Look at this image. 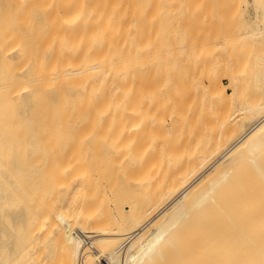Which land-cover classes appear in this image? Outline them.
<instances>
[{
	"label": "bare ground",
	"instance_id": "1",
	"mask_svg": "<svg viewBox=\"0 0 264 264\" xmlns=\"http://www.w3.org/2000/svg\"><path fill=\"white\" fill-rule=\"evenodd\" d=\"M24 1L26 3L30 2V0ZM72 1L76 0H63V3L67 5L62 4L63 7H59L67 10L68 14L66 13V15H64V11L59 12L64 17L67 15L72 16L75 12L72 9H75L76 6L80 9L83 6L77 5L76 2L71 4ZM100 1L103 3L102 8L100 3L92 4L94 6L100 5V10L105 7L109 12L107 15L105 14L107 18H104L102 12L100 14L103 17L99 14V19L98 17L97 19L102 21L103 25L105 23V27L111 29L107 30L106 27L103 34L101 31L105 28L103 26L100 28V32L105 35L107 31L112 33V30H120L118 25H120L119 21L122 15L120 16L118 10L124 1ZM41 2L43 1L41 0ZM93 2L97 1L93 0ZM242 2L245 4L243 11L248 25L245 35L255 40L258 38L264 40V0H242ZM22 3L24 5V2ZM128 4L131 6L133 2ZM42 6L44 5L42 4ZM54 9L56 10V8ZM94 9L91 12L95 14L94 18L96 19L97 13L100 11L95 13L96 10ZM82 10L79 11L80 13L77 11L76 14H83ZM71 11L72 15H70ZM7 13L9 12L7 11ZM92 13L90 19H93V17L91 18ZM80 16H74L78 19L72 16L73 21L77 20L79 24L82 23V21L80 22L82 20ZM90 19L87 20L90 22ZM97 19L96 21H98ZM122 19L124 18L122 17ZM85 23L87 25V21ZM97 24L95 25L94 22V26H97ZM64 27L67 28V26ZM69 29L72 32L73 28ZM118 30L116 34L110 33L109 35H117L121 38L118 35L121 32H118ZM82 35L85 36L83 32ZM119 37L112 41L111 39L108 40L106 36L104 38L107 40H103L104 38L101 36V40H103L100 41L103 43L102 47H98V44L95 45L99 48V51L96 47H92L94 50L91 51L92 53L95 52L96 56L98 52L102 54V57H99L101 60L97 58L98 61L93 63L94 59H87L90 58L87 55L86 59L92 60V64H90L91 62L88 64L89 61L87 62L82 57L83 61H81L85 63L82 64L79 61L78 64L76 63L77 65H73L71 60L77 55L74 54L73 57L68 55V58L71 59L68 60L71 61L69 67H66L68 62H64L67 64L66 66L64 63L62 64L65 67L62 65H60L61 68L55 66L54 71H52L53 68H51L52 70L49 68L48 70L44 69L45 72L36 71L34 78L30 80L32 85H26V82L25 84H16L22 78L34 75H31L33 71L30 68L31 73L25 69L16 71L15 68H11L16 72L10 70V73H12L8 75L7 96L18 104L20 116L27 118L31 115L28 101L30 97H34L33 94H37L36 91L38 94L41 93L39 95L46 98V100L53 99L54 96L58 97L61 106H66L67 109H72L73 103L74 108L72 110L75 113L72 116L75 117H72V119L70 117L71 120L69 121H72V123L66 121V124L68 123V127L72 125L70 131L74 129L78 135L75 134L76 132H73L75 136L72 133L74 139L72 138L71 143L69 140L61 138L66 142L62 140L63 143L60 142L59 146L67 143L66 146L73 150L74 148L71 149V147L74 143L73 146L81 145L82 147L84 145V148H82L85 150V146L87 148L90 145L87 151L89 153L93 151L96 154L100 151L99 156L97 154L100 160L97 159V156L95 160L100 162L102 160L103 164H101L102 168L100 167L99 172L97 170L92 173L88 167L90 172H83V174L80 169L74 172L75 169L77 170L78 165L77 167L73 165L74 168H72L71 161L69 162L63 157L64 161L61 162L60 160V162L65 163L67 161L69 162L67 165L65 163L62 167L61 163V165L55 163L60 171L62 169V175L60 174L56 178V174H50L54 177L56 175V180L53 176L51 178L55 181L49 179L50 182L31 183L30 187L36 188V192L32 189L34 192L33 197L25 199L23 196L20 199L12 196L6 200L3 198L0 200V223L3 218H9L11 220L10 228L26 230L32 236H35V244H38L41 250L54 251V254L50 253L48 257L54 255L59 259L58 264H61L62 252L66 249L63 244H70L74 241L69 239L68 235L70 233L67 232L68 229L74 227H84L80 241L82 243V254L76 264H264V100L255 99L252 103L247 104L251 120L247 124L241 122L235 132L232 129V124L228 122H224L222 129L219 131H214L210 123V125L199 126L201 128L193 130L192 136H189V133H183L187 121H185L184 111H179L177 108L178 105L201 99L199 103L202 104L201 107L204 109V116L212 115V107L216 102L227 103L230 99V94L226 89L232 83L231 75L226 74L229 84L224 85L220 80H217L216 73L207 72L206 86H201L203 83L198 81L194 88L188 87L193 82H190L189 79L185 80L187 79L184 76L186 73L184 74L182 69L168 68L165 71L158 72L151 69L153 62L151 52L155 49L153 45L156 41L161 44L162 38L156 39L154 43L150 38L151 42L148 44L145 43L132 49H125L124 43L122 44L118 39ZM0 40L2 42H0V56L3 58V60H0L10 59L13 62L14 59H17L15 54H19L18 50L21 48L16 44L14 46L11 44L12 47H8V38L2 37ZM81 40L83 43L86 42H84L85 38ZM4 41L6 45L3 44ZM2 44L7 47H2ZM85 45L87 46V44ZM166 46H168L167 50L171 55V58L168 57L169 63L175 67L174 61L181 60L180 57H175V53L182 50L183 47L175 41L171 44L167 43ZM72 50L73 48H71ZM71 51L69 54L72 55L73 51ZM88 51L90 50L86 51L87 54H89ZM101 54L99 55L101 56ZM79 56H81V53ZM2 63L4 65L5 62ZM27 63L26 61L24 64L27 66ZM29 66L32 67V65ZM130 68H133L134 75L132 84H130V73L128 71ZM38 70L40 69L38 68ZM198 78L197 76L196 79ZM4 80L6 81V79ZM36 82L37 85L34 86ZM188 82L189 84H186ZM140 87L145 91L138 98ZM190 88L193 91H190ZM132 95H136L134 105L129 103ZM64 103H67V105ZM26 109H28V112L25 113L24 110ZM165 112V118L164 116L162 118ZM143 115L146 120L144 118L138 119L139 116ZM129 118H131L129 120L131 123H127ZM30 127V129L35 130L39 126L31 125ZM84 128H90V130L88 129L86 133L82 130ZM81 130L82 132H80ZM140 131L144 132L148 138V143L144 144L142 153L136 152L134 149L136 147L135 142L140 140L141 136L134 137V144L129 139L127 140L129 134ZM27 132V134L31 133V131ZM260 137L263 138L262 142L255 146L256 139ZM27 138L31 139L33 137L28 135ZM45 138L41 140L44 141V144L49 137ZM189 138H192V141L188 140ZM3 141L0 137V143ZM47 141H50V138ZM47 143L51 145V143ZM95 146L96 148H94ZM44 147L48 146L44 145ZM81 147L77 149L79 150ZM91 147L93 150H90ZM161 147L162 149H160ZM181 148L184 150L189 148L190 150L182 156L176 157L177 154L181 153L179 151ZM53 149L54 147L51 150ZM95 149L97 150L94 151ZM49 152L48 154H50ZM54 152L56 153V151ZM73 152H76L75 149ZM76 154L71 157H75ZM100 154H102V159ZM39 158L37 160H40ZM72 158L70 159L72 160ZM77 158L80 160L82 156L80 155ZM92 158L94 159V157ZM73 159V162L77 161L76 158ZM49 161L48 159V164ZM50 162L52 163V160ZM73 162L72 164L75 163ZM77 162L79 163V161ZM240 162L246 163L245 165H235ZM247 163L251 167H246ZM46 165L44 164V166ZM56 165H53V170L49 173H54ZM241 166L248 169L247 177L235 172V168L239 169ZM13 170L12 172H14ZM8 172L10 171L0 170V182H6L12 179L11 176L14 177L13 174H10V176ZM15 173L18 174L17 171ZM10 184H13V182H10ZM53 189L55 190L53 191ZM55 191L66 197L60 196L61 194L56 195ZM50 192L55 194L52 199ZM29 194H32V192ZM56 196L61 198V200L59 198L58 204L64 197L66 199H64L65 202L62 201L58 205L59 207H56V204L54 208ZM78 196L79 198H77ZM76 199L81 200L80 204L77 203ZM12 236L13 233L8 236L10 248L11 245L16 244V240L13 239L15 236ZM243 236L245 238H242ZM49 243L54 244V246L49 245ZM12 249L14 252L13 247Z\"/></svg>",
	"mask_w": 264,
	"mask_h": 264
},
{
	"label": "rangeland",
	"instance_id": "2",
	"mask_svg": "<svg viewBox=\"0 0 264 264\" xmlns=\"http://www.w3.org/2000/svg\"><path fill=\"white\" fill-rule=\"evenodd\" d=\"M20 1L19 0H16V1L15 0H1L0 2V38L5 37L6 39L7 38L9 39L10 43L7 42L8 47H12L14 46V44H16V46L18 45V47L21 48L20 49L21 51L18 50L19 54L17 53L15 54V57L17 59H14L13 62L10 59H7V60L4 59V61H2L3 58L0 56V59H2L0 60V137L4 140L2 143H0V145L2 144L0 146V170L1 171L9 170L10 171L8 172L9 175L13 174L14 176L12 177L10 175L11 176L10 178H12L13 180L9 179L10 181L8 180L6 182L4 181L0 182V200L2 198L5 200L9 199L12 196L13 197L15 196L14 198H20V199H22L23 196H24L23 198L25 199H29L33 197L34 192H36V188L35 187L31 188L30 187L31 183H38V182L40 183V181L41 183L42 182L45 183V181L50 182L49 179L51 181H55L56 178L60 176V174L62 175V169L60 171L58 169V165H56L55 163L60 164L61 162L64 161V158L69 162L71 161L70 164L72 168H74L75 166L77 167L78 165L77 170L75 169L74 172L80 169L82 170V172L81 171L79 172L88 173L89 171L88 167L91 169L92 173L96 172L97 170L99 172V170L102 168L101 164H103L102 160L100 162L99 161L100 159L98 157L100 153L99 150L101 149L99 146H97L100 148L98 150L99 153H97L98 156L93 151H90V152L91 153L93 152L94 154L93 153L91 154L89 153V151H87L89 150L90 145L87 148L85 146V150H84L83 149L84 145L82 146L83 147L82 148L81 145L77 146L75 144L77 146L76 147V146H73L74 143L72 142L73 144H72L71 149L74 148L76 152H73L74 149L70 150L69 146H66L67 143L60 144V146L62 145L61 147L64 148L65 150L59 146L60 142L63 143V141L66 142L65 140H69V142L71 143V141H73L74 139L73 132H76V130L73 129L72 131H70L72 125H69L68 127L67 126L68 123L66 124V121H68L70 124L72 123V121L70 122L69 120L72 119L73 117L72 115H74L75 113L72 110L74 108L73 103H72V109H67L66 106L64 107L61 106V103H60V100H58V97L54 96L53 97L54 100L53 99L46 100V98H43L42 96H40L41 93H39L40 94L39 95L38 92L36 91L37 93L36 95L38 96L36 97V95L33 94V96L36 98L30 97L28 101L29 103L28 105L31 108L30 109L31 115L27 118H24L20 116L19 114L20 108L18 107V104L15 103V101L10 100V98L7 96V93H8L7 79L9 77L8 75L11 74L12 72L18 71V69L19 71L20 70L23 71V69L28 70V71L32 70L33 73H31L30 71L31 75H33L34 73L36 74L37 73L36 71L45 72V70H48V68L49 69L53 68V70L52 69L51 70L54 71V69L57 66H59L58 68H61L60 65H62L64 62L65 63L68 62V65L65 63L64 64L65 66L67 65L66 67H69L71 61L73 62V63L71 62V64L77 65L79 61L80 63L83 61L82 57L86 59L88 56H90V58L88 57L87 59L92 58V60L94 59L93 63H95L98 61L97 58L99 59V57H102V54L98 52L96 56L95 52L92 53V51L94 50L92 49V47H96L95 45L98 44V47L101 48L102 47L101 45H103V43L100 41L107 40V39L108 40L111 39L113 41L117 37H119L117 35H109L111 33L109 31H107L106 34L103 35L105 33L104 29H106L107 26L105 27L104 26L105 23L103 25L102 21L98 20L99 19L98 15L103 12L105 16L104 18H107L106 15L109 11L105 7H103V9L101 10L99 9L100 5H101V8L103 6L102 1L99 2V0H96L97 2L95 3L93 2V0H90L89 2L87 0H82V2L81 0L72 1L71 4H73V2H76V4L79 6L83 5L81 9L78 7L79 11L83 9L82 10L83 14H80L83 17L79 15L80 12L78 11L77 6H76L77 9L76 8L72 9V11L75 10V12H73L74 14L72 13V11H71V14L69 12L70 15L73 14L72 15L73 17L80 16V19H82V20L79 19L80 22L82 21V23L80 24L77 22V20H75L74 22L73 21L74 19L72 16L69 17L67 15L68 18L67 16L64 17V15H66V13L68 14V12H66L67 10H63V8L62 9L60 8L63 7L64 4L67 3L66 1H64L66 3H63V0H48V2L47 0H42L43 2H41V0H38V1L35 0L32 2L31 0L30 2L27 0L28 3H26V1L24 0H22L21 2ZM123 1L124 3H122L123 5L120 6L118 12L120 16L122 15L120 18L122 19L123 17L124 19H122V21L120 19L119 21L120 25H118L120 26L119 28L120 30L117 29L118 32H121L122 34L121 33L120 34L117 33V34L121 36V38L119 37L118 39L122 42V44L124 43L123 45L125 49L127 48L132 49V48L138 47L139 45H142L145 43L148 44L149 42H151L150 38H152L151 40L153 43L156 39L158 40L162 38V43L159 44L156 41L155 42L156 45L155 44L153 45L155 49L153 52H151V55L153 56V62L151 64V69H153L155 72L165 71L168 68L169 69L171 68L182 69V71H184V74L185 73L188 74V75L186 74L184 75L187 78L185 80L189 79L190 82L191 81L193 82L192 84L188 85V87H193V88L197 85L198 81L200 83H203V85L201 86H206L207 72L216 73L217 80H220V82L223 83L224 85L229 84V80L227 79L226 74L231 75L232 83L230 87L226 89V91L230 94V99L227 103L216 102L212 107V111H213L211 112L212 115L204 116V109H202L201 107L202 104L199 103L201 99L200 100L195 99V101L185 102V104L183 105L182 104L178 105L177 108L179 109V111L180 110L184 111V115L186 118L185 121H187V124L185 125V129L183 133H186V134L189 133V136H192L193 130L195 129L199 130L201 128L199 126H202V125L205 126V124L210 125V123L214 131H219L220 129H222V125H224V122L225 123L228 122L232 124V129L235 132L239 128V124H241V122H246L245 124H247V122L251 120V116L249 115V108L247 107V104H249L250 102L252 103L253 101H255V99L264 100L263 99L264 98V40L261 38H258L255 40L245 35L248 30V25L246 24L247 22L245 20V14L243 11L245 9V4L242 2V0H134V1L132 0L133 4L132 5L130 4L131 6H129L128 4V3H132L130 2L131 0L130 1L122 0V2ZM22 2H24V5ZM40 2L41 4H39ZM77 2L78 3L81 2V3L78 4ZM92 3L93 4L100 3V5L94 6ZM42 4L44 6H42ZM85 7H87L88 10L85 9ZM95 7L96 8L98 7V8L94 9ZM54 8H56V10ZM92 8L96 10L95 13L100 11L97 13V16H96V19L98 17L97 19L98 21H96V19L94 18L95 14L92 13L93 12ZM6 10L9 13H7ZM45 10H48V11H45ZM57 10L58 12H56ZM77 11L79 12L78 14H76ZM59 12H63L64 15H62V13H59ZM84 12L85 14L86 13L87 14L85 15ZM91 13L93 14V16H91V18L93 17V19H90ZM100 16L103 17L102 14H100ZM88 18L90 19L91 25H90L89 20H87ZM104 18L103 20H105ZM75 19H78V18H75ZM93 20L95 22V25L97 24V22H99L97 26H94ZM85 21H87V25ZM72 22L76 24L78 23L79 25L78 24L76 25ZM63 25L67 26V28L64 27ZM69 26L73 28L72 32L69 29L71 28ZM103 26L105 28H103V30L101 29V31L103 32L102 34L100 32V28H102ZM114 27H110V28H114ZM79 28L81 29L79 30ZM108 29L109 28L107 27V30ZM116 31L112 30L111 34H116ZM82 32L85 34V36L84 35L81 36ZM45 33L48 35L46 36ZM100 34L102 38L106 36L107 39L104 38L103 40H101L102 38ZM154 35L156 36L154 37ZM99 36L100 38H98ZM83 37L85 38L84 40V42L86 41L85 43H83V41L81 40V39H84ZM174 41L178 43V45L183 47L182 50L175 53V57L181 58V60L174 61L176 65L175 67L174 65L172 66V64L169 63V58H171V55H170V52H168L167 50L168 46H166L167 43L171 44ZM4 42L3 44L6 45V42L5 43ZM11 44L12 46H10ZM85 44H87V46ZM5 45H3L2 47H4ZM78 45L79 47L81 46L80 49H78L79 48ZM98 47L96 48L99 51ZM13 48H17V47H13ZM71 48H73L72 50L73 52L71 51ZM77 49L79 52L76 51ZM125 49H124V52H125ZM65 50L67 53L65 52ZM68 50H70L73 54L72 55L71 53L69 54L70 51ZM87 50H90L88 51L89 54H87L86 52ZM100 51L103 53L102 49H100ZM80 53H81V56H79ZM74 54L77 56H75ZM99 54H101V56ZM68 55L72 57L74 55L75 57H73V59L71 60L70 57L68 58ZM94 56L96 59L94 58ZM21 59L22 61H25V62H22ZM68 60H71V61H68ZM26 61L28 62L27 66L26 64H24L26 63ZM88 61L89 60H87V62ZM91 61H89L88 64ZM2 62L8 63V64L4 63L3 65ZM30 62L32 63L30 64ZM83 63L85 62H82V64ZM90 64H92V62ZM29 65H32V67ZM23 66L24 67L26 66V67L24 68ZM11 68L13 69L15 68L16 71ZM38 68L40 70H38ZM10 70L12 71L11 73H10ZM128 71L130 73V84H132L134 82V75L132 72L133 68H130ZM203 73L205 74L203 75ZM35 74L32 77L22 78V80L17 81L16 84L18 83L25 84L26 82V85H29V84L32 85L30 80L34 78ZM193 76L195 77V79ZM197 76L199 77L198 79H196ZM4 79H6V81ZM193 79L196 81V83ZM186 84H189V82ZM36 85H37V82L34 84V86ZM143 91H145V89L140 87L138 98L140 97V95H142ZM190 91H193V89L190 88ZM135 102H136V95H132V97L129 100V103L131 105H134ZM64 104L67 105V103H64ZM24 112L25 113L28 112V109L24 110ZM165 115H166V112L163 113L162 118L163 116L165 118ZM143 118L145 119L144 115L138 117V119H143ZM129 120H131V118H129L128 121ZM127 123H131V122L129 121ZM25 124L26 126H24ZM31 125L32 126L38 125L39 127L35 130H32L30 129ZM84 129L82 130L85 132L86 131L88 132V129L90 130V128L88 129L84 128ZM82 130L80 132H82ZM27 131L29 132L31 131V133L27 134L28 133ZM85 132L83 133L85 134ZM75 134L78 135L77 132ZM28 135L32 136L34 139L27 138ZM137 135L141 136V139L135 142L136 147L134 149L136 152L142 153L144 151L143 149L144 144L148 143V138L145 136L144 132L140 131L136 133H131L127 136V140L129 139V141L134 144L133 141ZM39 137H42V138H39ZM44 137L46 138L49 137L50 141H47L49 138L47 139L45 138L46 140L44 139L45 140V144H44V141H41L43 140ZM61 138H65V140L62 139L63 140L62 141ZM29 140L32 141L33 143H31ZM188 140L192 141V138H189ZM262 140L263 138L261 137L257 138L255 141L256 143L255 146L260 144ZM46 142L51 143V145H48V143L46 144ZM69 142H68V145H70ZM35 143H37L38 145ZM57 143L58 145H56ZM42 144H43V147H42ZM44 145L45 146L47 145L48 147H44ZM51 146L52 148L54 147L53 150H51L52 149ZM55 147L57 148L56 150H55ZM78 147H81L82 149L80 148L78 150L77 149ZM94 148H96V146ZM189 148H187L186 150L181 148V150H179L181 151V153L177 154L176 157H180L184 153L188 152L190 150ZM97 149H95L94 151H96ZM160 149H162V147ZM90 150H93L92 147ZM54 151H56V153ZM58 151L59 152L61 151L60 154H58L59 153ZM45 152H47V154L49 152L50 153L48 154L49 156L45 154ZM73 154H76V156L73 158H76V160L79 161L80 165L77 161H74L75 163L72 161L74 160L71 157ZM79 154L82 156L80 160L79 158H77V157H80ZM86 154H87V157L89 156L88 158L86 157ZM100 155H101L100 158L102 159V154ZM9 156L12 158H10ZM13 156H14V159H13ZM56 156L59 161L56 160L57 159ZM96 156H97V159L99 160H95ZM39 157H41L42 159ZM92 157H94V159ZM38 158L40 160H37ZM47 158L50 161L52 160V163L49 161V164H48ZM70 158H72V160ZM12 159L13 161H11ZM67 161L65 162L66 164L61 163L62 167L64 166L63 164L67 165L69 163ZM72 162L74 164H72ZM245 163L240 162L235 165H242V164L245 165ZM40 164H42L43 168L45 169H43L42 165ZM44 164L49 167L44 166ZM53 165H56L55 167L57 170L54 168V173L53 172L49 173V171L53 170V167H54ZM249 166L251 167V165L247 163L246 167H249ZM246 167L241 166L239 169L236 167L235 172L243 177H247L248 169ZM9 168L12 170L14 169L13 171L14 172L17 171L18 174L16 173L14 174V172H12V170H10ZM42 169L44 172L45 171L46 172L44 173ZM50 174H53V175L56 174L57 177L55 175L56 177L55 178L53 175H50ZM52 176L55 178V180L51 179ZM10 182H13V184H10ZM32 189L34 190V192ZM54 190L55 189H53V191ZM57 191H55L56 195L58 194ZM30 192H32V194H29ZM53 193L54 192H52L51 194L50 192L51 199H52V196L55 195ZM58 195L62 196L63 194L59 193ZM60 196L59 197L56 196V198L58 199L55 198L56 202H55V205H53L54 208L56 204H57L56 207H59L58 205L61 204L62 201L65 202L64 199H66L65 198L66 196L63 195L65 196L64 198L62 197L63 200L60 201L59 204L57 203L59 201ZM77 198H79V196ZM76 200L78 201L77 203L80 204L81 200L79 199H76ZM56 211L57 210L55 209V212ZM3 219L0 223V264H14V263H21V262H26V263H31V264H58L59 259L54 257V255H53L54 258L48 257L50 253L54 254V251L41 250L40 247H38L39 245L35 244V241H34L35 236H32V234L28 233L26 230L23 231V230L17 229L18 230L17 231L16 229H13L12 227L10 228L11 220L9 218L6 219V217ZM67 232L70 233L68 235L69 239L71 240L73 239L74 241L71 242L70 244H67V243L63 244L66 249L63 250L62 252L63 255L60 258L61 260L60 263L61 264H76L80 260L81 254H82V243L80 241L83 236L84 227H81V228L74 227V228L68 229ZM10 233H13L12 237L15 236L13 239L16 240V244H14V246L11 245V248L9 246L10 244H8L9 243L8 236H10ZM244 236L242 238H245ZM13 243H15V241H13ZM50 244L51 246H54V244L52 245V243H49V245ZM12 247L14 248V252L12 251L13 250Z\"/></svg>",
	"mask_w": 264,
	"mask_h": 264
}]
</instances>
